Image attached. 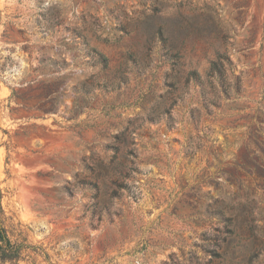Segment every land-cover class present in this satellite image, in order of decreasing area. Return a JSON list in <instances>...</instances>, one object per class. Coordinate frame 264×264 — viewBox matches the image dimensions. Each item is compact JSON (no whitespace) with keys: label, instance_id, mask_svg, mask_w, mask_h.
<instances>
[{"label":"rangeland","instance_id":"rangeland-1","mask_svg":"<svg viewBox=\"0 0 264 264\" xmlns=\"http://www.w3.org/2000/svg\"><path fill=\"white\" fill-rule=\"evenodd\" d=\"M219 54L244 91L209 114L186 77ZM117 149L139 168L111 201ZM0 189L20 264H208L247 244L221 206L264 264V0H0Z\"/></svg>","mask_w":264,"mask_h":264},{"label":"trees","instance_id":"trees-1","mask_svg":"<svg viewBox=\"0 0 264 264\" xmlns=\"http://www.w3.org/2000/svg\"><path fill=\"white\" fill-rule=\"evenodd\" d=\"M91 51L102 70L108 71L109 59L96 49H91ZM230 66V57L227 54H219L217 59L212 62L205 78L201 77L195 70L189 72L186 77L187 87L190 83L201 87V93L205 101L204 108L209 114L213 113V109L221 106L223 97L226 100L230 98L237 100L244 91L241 77L236 80L230 79L228 74ZM200 115L199 113V116L195 118L197 126ZM192 143L187 146L186 151L187 156L193 158L198 148L194 147ZM116 151L117 154L109 162H98L92 168V174L98 182L103 179L109 184V190L111 191L109 200L111 201L122 196L120 191L124 187V181L139 168L130 153L122 155L118 149ZM102 183L105 185L104 182ZM96 186L100 189V185L96 184ZM3 198L4 194L0 189V264H20L21 261L25 260V255L29 250L38 253L37 248L28 244L27 240L22 238L20 224L15 222L14 216L10 215L4 207ZM216 211L219 216L230 222V225L232 221L233 228L232 231H229V235L247 241V244H245L244 251L232 252L231 257H228V251L225 250L224 254H217L208 264H254L255 257L258 258L260 254L258 252L259 246L254 247L257 245V236L255 234L256 227L253 213L239 210L228 217L231 215V209L226 206H221ZM16 232H19V238L17 239H15Z\"/></svg>","mask_w":264,"mask_h":264}]
</instances>
